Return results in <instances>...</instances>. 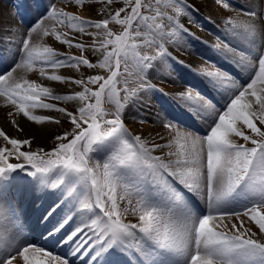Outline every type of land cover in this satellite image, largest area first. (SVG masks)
<instances>
[{"label": "snow or ice", "instance_id": "1", "mask_svg": "<svg viewBox=\"0 0 264 264\" xmlns=\"http://www.w3.org/2000/svg\"><path fill=\"white\" fill-rule=\"evenodd\" d=\"M72 2L80 8L88 5V0ZM98 2L111 8L114 0ZM218 3L228 7L225 0ZM169 8L172 14L166 11ZM187 14L179 0H122V6L96 21L52 6L47 18L73 32L93 35L88 28L101 30L95 35L103 39L94 46L102 54L100 61L33 43L31 34L39 33L41 40L53 37L82 51L88 47L41 20L21 40L20 62L0 72V97L14 107L8 116L18 130L23 131L16 116L37 124L60 123L56 117L35 114V109L60 113L72 125L55 136L58 143L50 151L31 150V139L10 137L0 129L5 142L0 145V199H7L11 174L30 167V175L43 187L59 191L44 218L63 213L48 236L56 246H67L71 256L94 249L96 264L101 257L104 264H119L112 258L128 253L137 258L136 264H264V239L257 238L264 237V6L225 20L226 33L246 45L247 51L239 53L246 80L240 82L214 65L199 70L208 88L221 94L223 104L217 107L192 88L178 94L179 104L197 119L211 120L205 134L167 120L163 127L169 138L156 143L132 135L122 118L129 105L154 89L149 70L158 58L171 56L166 41L187 31L179 20ZM112 24L123 30L113 31ZM153 47L155 54L141 51ZM214 48L220 51L222 44ZM223 49L237 51L229 44ZM38 64L40 76L82 90L60 95L49 86L13 77L18 68L35 70ZM82 66L99 67L108 75L76 78L46 71L47 67L79 71ZM128 77H134V87H129ZM47 101L78 106L69 110ZM105 102L114 111L106 109ZM25 146L28 150H22ZM158 150L161 154H155ZM9 205L11 226L0 217V264H70L66 255L28 240L16 206ZM129 214L137 221L126 222ZM74 218L79 223L56 240Z\"/></svg>", "mask_w": 264, "mask_h": 264}, {"label": "bare ground", "instance_id": "2", "mask_svg": "<svg viewBox=\"0 0 264 264\" xmlns=\"http://www.w3.org/2000/svg\"><path fill=\"white\" fill-rule=\"evenodd\" d=\"M12 1L13 0H0V58H2L3 60V63H0V72H3L5 69H10L11 67H14L15 64L19 63L20 60L22 59V53L20 52L21 40L24 38L25 33L29 31L30 27L34 26L37 22L42 20L45 26H47L50 29L53 28V25L51 24L52 22H50V19L47 18L52 6H55L57 9L60 8L65 9L68 8L70 4L74 3V2L70 3V0H39L42 1V4L40 5L41 8L38 11L29 8V15L31 16V18H29L28 22H25L23 19L20 18L17 19L13 16L11 17L10 16L11 14H9L8 10L7 9L5 10L4 7L6 5L3 3L11 4ZM186 1L180 0V2L183 3V6L186 7L188 13L187 15H181L179 17L181 24H184V22L187 23V21H191L192 19H193L192 21L194 20L197 21L196 17H199L198 14L201 13H203L205 17L202 19V25H201L203 27V30L197 34L198 38L196 37V40L194 39V42H192V45L189 47L188 50H190V52L181 56L183 60L180 57H177L178 59L182 60L180 61L182 65L176 67L179 70L178 75L173 79L169 80L167 84L168 87L166 89L167 95L165 96L166 97L170 96V98L176 99L175 100L176 103L182 108L184 106L180 105L177 100L178 94L184 91L185 89H187L186 88L187 84L191 85L189 86L191 88L193 85L191 84L190 79L186 78L185 75H181L180 73L181 71L182 73L194 72L195 79L197 81L194 84V86H196L197 83L199 84L204 83L206 85L204 78L199 75V70L202 67H206L204 65L205 63L203 58H209V54H207V52H211L213 50V45H215L214 43L215 39L213 38V34L215 35L217 34V32L219 33L220 28L222 29L223 33H225L230 38L229 44L235 47V49L237 50L236 53L227 52L225 49H223L222 46L220 50V52H222L221 55L228 57V60H230L235 65L237 72H239L240 75L237 76L236 78L240 82H243L248 78V72L245 71L243 65L240 63V56H239V53L241 51L244 52L247 51L246 45L239 39L233 38L225 31L226 18L235 17L237 13L241 11H237L235 9H232L231 7H226L223 9H219L216 7L210 8L211 5L210 3L212 2V0H196L198 2L196 4L191 1L188 2ZM230 4L237 5L240 9H242V11H246L250 8H254L259 12L261 10V7L264 6V0H234V2H230ZM68 10L73 11L72 8H69ZM193 14L196 17H193L194 16ZM241 18L246 19V17H241ZM259 22L260 21H258V23ZM216 23H220L221 26L217 28ZM166 24L169 23L167 22ZM167 27L170 30L172 25L169 24V26ZM31 36L33 43H44V41L41 40V36L39 33H32ZM168 40L170 43L174 44L173 42L174 37H171ZM9 44L11 46H9ZM209 45L210 47H208ZM53 48L57 51L59 50L62 54H65L67 52L68 53L77 52L75 48H70L68 45L62 44L58 41L55 45H53ZM205 49L208 51L206 52ZM168 51L171 53V56L166 58L174 57L170 48H168ZM89 58L92 62L98 63L102 58V54L100 52L93 51V53L90 55ZM162 60H164V58H158V60L154 61L153 62L154 66L152 69L149 70V74H148V80L155 87L157 85V87L159 88L162 87V84L159 83L160 81H157V79L159 77L160 80L164 78V76H159V74H164L161 70V68L163 67L162 64L164 63V61ZM4 63L5 65H2ZM63 70L62 68L57 69L56 74L62 75V73L65 72V70L64 72ZM33 73L34 70H27L26 68L21 67L18 68L16 72L13 73V77L15 79H21V78L28 79L29 75L33 76ZM69 73H74V72H72L71 70ZM93 73H97L99 75H105V76L108 75L106 70L99 68L97 70L96 69L90 70L89 74H86V76L95 75ZM28 80H30V78ZM133 81L135 86L136 81L135 80ZM35 82L53 88L54 92L60 95L69 94L73 91L82 90L79 87H74L72 84H64L61 82L49 81L45 77L41 78L40 80L38 79ZM134 86L132 85L130 87H134ZM146 94H142L141 98H146L145 97ZM148 95L149 94H147V96ZM47 102L56 103L58 104V106L67 107L69 110H73L75 107L78 106V102H72L70 104H65L59 101H47ZM145 102H150V101L145 100ZM161 104L162 101H158L157 105H152V104L149 105L152 108V112H151L152 116L148 118V120L144 119L143 114L137 112L136 103L129 105L127 109L124 111L122 117L129 132L134 135H141L142 137L150 139L151 141H154L156 143L157 142L164 143L165 142L164 139L168 137V132L162 125V123L165 121V113L157 112V107ZM5 106L6 103L4 101V97H0V124L2 128L10 137L18 138L19 136L20 137L19 139H31L32 140L31 150L43 148L46 151H50L55 146V144L58 143L57 141H55V136L61 135L65 131H70L72 129V125L70 124V122H68V120L65 117H63L62 114L56 113L54 111H49L46 109H35L34 110L35 114L56 117L60 119V123L55 124V123L46 122L44 124H37L35 122L28 121L23 116H16L15 119L19 125V128L23 129V131H20L17 129L15 125H13L10 122L13 119L12 117H9V119H7L6 117H2V112L6 108ZM189 115L192 116L194 114L190 112ZM203 119L205 124L204 128L208 130V126L211 123V120L208 118H203ZM160 137H164V139L161 140ZM3 142H4L3 139L0 140V145L3 144ZM22 150H28L27 146H25V148ZM166 150L167 149H165V151ZM31 171L32 169L30 167L26 168L24 172L25 174L21 172V174L17 176L18 179L16 180V183L18 185L23 183V185L27 186L30 184L31 180H38L37 177H33L30 175ZM43 189L44 187L39 183V181L31 186V190H36L37 195H40ZM56 193L57 192L54 193L53 197H55ZM37 195L35 192L34 197H36V199L35 198L33 199L34 200L33 204L35 203L37 204L38 202L37 199L39 198V196ZM6 207L7 205L0 200V217L5 216ZM24 207H26L25 208L26 210L30 209V207H27L26 205H24ZM32 210H34V208H32ZM253 230H255V228ZM257 238L264 239V237H259V236Z\"/></svg>", "mask_w": 264, "mask_h": 264}, {"label": "rangeland", "instance_id": "3", "mask_svg": "<svg viewBox=\"0 0 264 264\" xmlns=\"http://www.w3.org/2000/svg\"><path fill=\"white\" fill-rule=\"evenodd\" d=\"M184 1H186V0H184ZM188 1H191V2H193L195 4L198 3L196 0H187L186 2H188ZM13 2H14V0H13ZM179 3L181 4V6H183V3L180 2V0H179ZM225 3H227L228 7H231L232 9H235L237 11H242V9H240L237 5H231L230 4V0H225ZM3 4L6 5L4 8H5V10L6 9L8 10L9 14H11L10 16L14 17L15 16L14 12H13L14 8L10 4H6V3H3ZM210 4H211L210 8H212V7L213 8L216 7V8H219V9L226 8V7L221 6L220 3H218V0H212V2ZM185 5H186V3H185ZM60 6H62V5H60ZM120 6H122V0H114V3L111 6V8H109L106 5L98 2V0H88L87 7L80 8V7L76 6L74 3H72V4L69 5L68 8H65L64 10L70 11L68 9L72 8L74 12L73 11H70V12H72L74 14H77L79 16H82L85 19H90V20L96 21V20H101V19L107 18L109 13L112 11V8H119ZM166 11H168L170 14H172V9L169 8V9H166ZM198 15H199V17H196L195 15L193 16V17H196L197 21H195V20L192 21L193 20L192 19L191 20L192 22L191 21H187V23L184 22L183 25L185 26V29H187V31H183V32L181 31L179 33V36L174 37V40H173L174 44L170 43L169 40L166 41V46L171 49L172 54H173V56L175 58L174 57H172V58H164V60H162V61H164V63L162 64L163 67L161 68V70H162V72L164 74H159V76H164V78L162 80H160V77L157 79V81H160L159 83L162 84V87L160 89H158L159 92H158V94L155 95V98H156V96H158V97H162L163 96L164 97V95H167L166 89L168 88L167 87L168 81L173 79L174 77H176L178 75V71L179 70L176 67L179 66V65H182L180 63V61L183 60L181 56L190 52V50H188L189 47L192 45V42H194V39L196 40L197 34L200 33L203 30V27L201 25H202V19L205 16H204L203 13L198 14ZM50 22H52L51 24L53 25V28H55L57 31L68 32L70 38H74L76 41L81 42V43L85 44L86 46H88L87 49L83 50V51L75 48L77 50L76 53H68V52L65 53V54H68V55H77L78 56V55L82 54V55L86 56L90 60V58H89L90 55L93 53V51H95L94 50V46H96L98 44L99 40L103 39L102 35L101 36L95 35L97 32L101 31V30H97L95 28H88L87 29V33H92L93 34V35H88V34H81V33L73 32L72 30L68 29L67 27H65L63 25H60L57 20L50 19ZM165 23H167V21ZM166 25L169 26V24H166ZM216 25H217V28L221 26L220 23H216ZM109 27L115 32H120V31L123 30L121 26L115 25V24H112ZM213 38L216 41V42L214 41L215 45L217 43H221L222 46H223V44H229V42H230V38L225 33H223L221 28H220L219 33L217 32V34H215V35L213 34ZM43 41H44L43 44L49 45V46H52V47H53V45H55L57 43V41L53 37L44 38ZM208 47H210V45ZM213 48H214V45H213ZM141 51L142 52H147L148 54H155V48L154 47L153 48H144V49H141ZM207 51L208 50H206V52ZM58 52H60V51L58 50ZM218 52L220 54L222 53L220 51H218ZM61 57L63 58V56H61ZM177 57H180L182 60L178 59ZM212 58L215 59V57H212ZM203 60H204V63H205L204 65L206 67L212 68V66L214 65L216 68L221 70L220 66H218V63L220 62L221 59H218L217 60L218 62H215L214 60H210V59H207V58H203ZM93 63H95V62H93ZM228 65L232 66L231 63H228ZM39 67H40V65L38 64L36 66V69L34 70L33 76L29 75L28 79L30 78L31 81H36L38 79L40 80L41 78H44V77L39 75ZM63 69L65 70V72H64ZM95 69L97 70V69H99V67H97ZM62 70L65 73V74L62 73V75L64 74L63 76H66V77H76V78L84 77V78H87L86 74H89V71L90 70H94V69H88V68L82 66L79 71H77L76 69H72V68H62ZM71 70L74 73H69ZM46 71L48 73H51V72L56 73L57 69H52L50 67H47ZM121 71H123V65L121 67ZM222 71L226 72V73H228V74H230L232 76V74L229 73V71H227L226 69H223ZM93 74L96 75L97 73H93ZM180 74L184 75V73H182V71H181ZM187 76L188 77L190 76L189 78H193V75H187ZM122 80H123V78H121V85H120L121 87H123ZM128 80H129V87L132 86V85L134 86V83H133L134 82L133 80H135L134 77H128ZM187 85H186L187 89L191 88V87H189V85L188 86ZM73 86L74 87H78L76 85H73ZM89 87L95 88L96 86L95 85H89ZM156 88H158L157 85H156ZM147 94H149V95L147 96ZM147 94L145 96L146 98H141L140 97L137 100V102H136V104H137V107H136L137 108V112L143 114L144 115L143 117L146 120H148V118H150L152 116V113H151L152 112V108L149 105L150 104H152V105H157L158 104V102H156V100L154 98V95L152 94L151 91H148ZM163 99H166L165 102H166V105L168 106V108H167L168 110L170 109L172 111H176L177 112L178 105H177V107L175 106V103H176L175 100L176 99H169V100H172L173 102L167 101L168 100L167 98H163ZM145 100L146 101L148 100L150 102H145ZM4 101H5V98H4ZM5 103H6V101H5ZM103 106L106 109H108L109 111H114V107H113V105L111 103L105 102ZM5 107L6 108L2 112V117H6L7 119H9L10 116H8V113L10 111H14V107L12 105H6ZM157 112L158 113H162V109L160 108V105L157 107ZM108 118H112V117L109 116ZM167 120H170V119L166 118L165 122ZM165 122H163L162 125ZM0 129H3L1 124H0ZM132 135H134V134H132ZM201 135H203V133ZM15 137H17V136H15ZM18 138H20V137L18 136ZM168 138H169V136L167 138H165L164 141L166 142ZM0 140H2V139H0ZM239 142L243 143L242 140H240ZM4 143L5 142H3V144H1V145H4ZM157 143H160V142H157ZM161 143H163V142H161ZM249 146H251V145H249ZM155 154H161V153L158 150ZM11 162L19 163V162H22V161H16L15 159H12ZM26 168H29V167L26 166ZM22 170L23 169H18L17 172H20ZM125 203L121 204V208H123L125 206ZM136 221H137V217L136 216H133V215L129 214L126 217V222H136Z\"/></svg>", "mask_w": 264, "mask_h": 264}]
</instances>
